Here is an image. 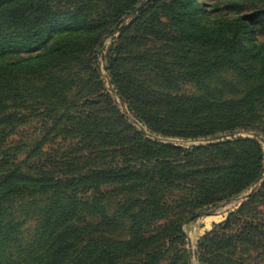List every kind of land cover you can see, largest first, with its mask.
Wrapping results in <instances>:
<instances>
[{"label":"trees","instance_id":"1","mask_svg":"<svg viewBox=\"0 0 264 264\" xmlns=\"http://www.w3.org/2000/svg\"><path fill=\"white\" fill-rule=\"evenodd\" d=\"M144 1L0 0V264H120L126 259L186 264L184 222L204 208L238 197L263 176L264 154L254 139L181 148L152 141L145 133L192 141L238 133L264 138V116L258 112V107L264 109V44L245 50L262 82L237 99L168 94L141 79L145 74L170 83L200 82L223 65L250 77L231 56L259 35L258 11H227L232 18L222 27L228 36L221 37L222 52L215 62L193 70H167L140 49L151 41L169 42L170 28L190 44L209 45L212 38L199 21L204 10L198 0H152L115 37L124 19ZM107 39L106 72L119 100L145 132L104 95L96 55ZM80 65L92 73L109 110L68 120L69 127L62 126L59 135L72 144L61 147L54 160L21 166L8 139L21 113L36 111L29 107L28 95L18 90L19 83L49 76L52 82L35 92L45 101L68 87L69 80L57 73ZM46 109L51 115L55 106L49 103ZM24 196L26 200L14 201ZM113 198L111 211L107 205ZM260 199L264 182L197 242L199 264H245L236 251L264 239V228L240 222ZM22 204L35 208L30 247L19 243L25 224L12 211Z\"/></svg>","mask_w":264,"mask_h":264},{"label":"rangeland","instance_id":"2","mask_svg":"<svg viewBox=\"0 0 264 264\" xmlns=\"http://www.w3.org/2000/svg\"><path fill=\"white\" fill-rule=\"evenodd\" d=\"M151 1L152 0L149 2ZM198 3L202 4L201 7L204 10L203 14L199 16L200 26L204 30L206 29L212 38L209 45L190 44L185 36L180 35L174 28H170L169 32L171 37L169 42L151 41L140 49L141 53L148 58L161 60L164 63L163 68L167 70L183 71L207 66L219 58L223 47L221 37L228 36V34L225 33V29L222 27L226 18H232L231 15H226L227 11L232 8L240 15H249L252 12L258 11L260 17L259 25H257V29L260 31L259 35L254 38L253 43H246L242 51L239 50V52L231 56V61L239 68L245 70L250 77L242 78L238 73L229 69L227 65H223L218 67L208 77L201 79L200 82L177 80L170 83L156 78L155 76L153 77L145 74H142L141 79L151 89L168 94L205 96L213 100L237 99L244 95L250 88L262 82L259 77L260 71L258 70L257 64L250 61L245 50L252 48V46L253 49L256 50L259 45L264 44V0H198ZM138 13L131 17L129 14L124 19L115 37L118 36L120 30L133 22ZM7 32H10V30H7ZM110 45L111 41L107 39L97 52V72L100 82L104 87V95H108L116 104V108L124 115L115 98L108 91L107 83L103 79V76H105L110 86L114 89L111 79L106 72L108 62L107 50ZM22 57L23 56H20V58ZM87 68L88 67L83 69V66L80 65L73 69H64L58 72V75L64 76L63 79L65 81L69 80L68 87L65 86V92H62L60 95H55L54 98L48 94L51 98L45 101H39L40 99L37 98L39 95L35 92L37 89L47 86L49 82H52L49 76L27 78L25 81L19 83L18 90L28 95V100H32L29 107L36 111V113L32 114L27 108L21 113L22 119L19 116V123L13 131V135L8 139V141L12 142V145H15V159L16 162L21 163V166L31 167V165H35L37 161L43 163L46 161L48 162L49 159L54 160L63 152L64 149H60L61 147H68L72 144V141L63 139V137L59 135L63 130L62 126L66 129L69 127L68 120L72 121L73 118L95 116L97 111H100L99 109H102L103 113L109 110V108L107 109L102 104L104 98L99 97L103 91H99V86H97L89 76L92 75V73L89 72ZM114 91L116 92L115 89ZM94 100L97 101L94 102ZM96 102L99 103V106H95ZM49 103L54 105L55 109L51 115H46L47 112H50V109H46ZM37 104H40V106ZM263 110L262 106L258 107L260 116H264ZM124 116L127 117L126 115ZM132 125L139 130L140 125L137 126L133 123ZM251 134L258 135L259 138L264 141V138L258 133L233 134V139H254L250 136ZM230 136L231 135H222L195 141L178 138H161L152 135L146 137L157 143L190 148L229 141L232 139ZM222 137H225V139L209 142V140ZM256 141L261 145L264 154V144L260 143L258 140ZM55 175H60V173H55ZM261 185L254 194L259 192ZM250 188L229 202L221 203L214 208H204L203 211H200H214L215 214L213 216H200L190 220L185 226H182L184 235L182 252L185 254L186 264H199L196 258L197 242L205 233L210 232L214 225L224 223L228 216L235 213L242 203L248 200L237 202L239 198H242L248 193ZM24 200H26V196H24V199H15L14 201L20 203ZM42 200L43 199L40 198L36 201L41 202ZM118 201L119 197L117 196L115 202ZM259 203L260 204L255 208L247 209L240 225L246 226L247 224H252L253 226L264 228V199H260ZM21 206L22 208H12L15 215L20 216L21 222L25 224L19 231L18 240L22 247H30L35 238L36 225L35 222H32L34 217L31 216L35 208H25L23 204ZM113 206L114 198L108 202L107 208L114 211ZM39 207H41V204L40 206L38 205V208ZM158 225H160V223H158ZM123 234L125 237L126 232L124 231ZM188 241L190 242V248L187 247ZM253 242V245H243L239 247L235 257L241 258L245 264H264V239L260 237L258 242L256 240H253ZM189 249L192 251V256L190 258L188 255ZM120 264H141V261L137 259H126Z\"/></svg>","mask_w":264,"mask_h":264},{"label":"water","instance_id":"3","mask_svg":"<svg viewBox=\"0 0 264 264\" xmlns=\"http://www.w3.org/2000/svg\"><path fill=\"white\" fill-rule=\"evenodd\" d=\"M150 0H146L144 1L141 5H139L131 14H130V17L133 16L134 14L138 13L141 9H143L148 3H149ZM103 79L105 80V82L107 83V86H108V91L110 92V94L115 98L117 104L119 105V107L122 109V112L124 115H126L128 117V119L134 124V125H137V122L130 116V113L128 112V110L126 109L125 105L119 100L118 96L116 95V92L114 91V89L110 86V83L109 81L107 80V78L105 76H103ZM140 128V127H139ZM140 131L142 132H145L143 128H140ZM146 136L149 137V135L147 133H145ZM252 138L258 140L260 143L264 144V141L261 140L259 138L258 135L256 134H251L250 135ZM234 136L231 135L230 138H233ZM225 139V137H222V138H218V139H212V140H209V142H213V141H218V140H223ZM264 181V175L261 177V179L256 182L251 188L250 190L248 191V193L243 196L242 198H239L237 200V202H242V201H245L247 199H249V197L254 194V192L257 191V189L259 188V186L262 184V182ZM215 214L214 211H208V212H198L195 214V218H198L200 216H205V217H208V216H213ZM190 221V219H187L183 226H185L188 222ZM187 247L190 248V242L188 241L187 242ZM188 255H189V258L192 256V251L189 249L188 250Z\"/></svg>","mask_w":264,"mask_h":264}]
</instances>
